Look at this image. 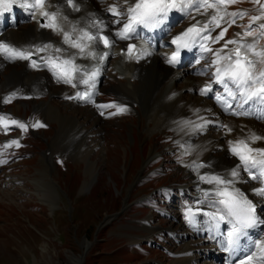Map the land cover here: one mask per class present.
<instances>
[{
  "label": "rangeland",
  "instance_id": "1",
  "mask_svg": "<svg viewBox=\"0 0 264 264\" xmlns=\"http://www.w3.org/2000/svg\"><path fill=\"white\" fill-rule=\"evenodd\" d=\"M106 1H110L111 3L116 2L121 6L124 5L122 0ZM261 5H264V0H261ZM194 9L191 10L193 11ZM262 11L264 10L261 9L259 12L254 13L253 17L261 16ZM213 12L214 10L205 16ZM232 12L241 13V10L238 7H233ZM262 23H264V17L254 22L251 20L250 23L246 22V24H240V21H237L232 24L233 27L231 26L233 37L240 39L236 34L251 31L252 28L246 27L247 24H251L255 28L254 32L257 34L255 36L244 37V40L259 38V44L262 46L264 45V36L259 35V25ZM179 24H182V21L175 20L171 25V29H176ZM261 49L263 48L261 47ZM201 56L204 58L199 63H191L187 66L188 72L191 77L195 78L196 83L201 80H212L213 78V71L206 65L208 56ZM17 68L19 69V67ZM163 68L165 67L163 66ZM107 75L101 90L113 94L117 101L120 98L117 93L111 92V86L118 83V79L116 76L113 78L115 74L111 66L107 69ZM183 82L184 79L182 78L177 81V85L183 88ZM117 86H113L112 88ZM53 90L57 91V88ZM195 93H197V90ZM185 96L187 100H190L189 98L196 97V94L189 92ZM108 101L110 102L111 100ZM154 101L155 99L152 101L153 104L145 105V107L140 103L138 114H133L138 118L136 125L138 130L134 133L136 140L134 145L132 136L133 126L129 117L112 118L109 120L104 116L93 115L90 108L79 110V108H71V106H67L57 100L53 101V104L58 109L55 108L48 112L49 115L46 111H38L41 118L51 123L52 126L49 130L47 128L45 132L39 133V139H49L48 144H43L42 142L37 144L36 139L30 138L28 142L32 145H28L20 153L24 157L31 155L30 161L22 162L18 160L10 164L8 162L1 164L0 264H76L75 259L77 258L80 259L79 264H119L125 261L136 263L137 258L132 259V255H140L142 257L144 254L152 252L145 245L123 249L118 248L119 246L122 247V243L119 240L123 241V244L146 242L149 230L144 227L136 228L133 226L140 227L141 223L149 215L150 209L159 207L160 202L155 201L156 204L149 205L147 211L140 212L136 211L137 208L130 210L133 205L132 203L127 205L130 200L142 199L144 197L143 194L154 188L153 185V187L151 186L152 188L147 187L146 189L139 190L143 188L142 186L139 187L143 183L141 175H144L154 163H160V168L163 165H168V169L166 170L170 171L168 173L169 187L182 181L190 182L191 180L189 173L180 166L182 161H187V158L176 149L178 145L173 142V135L166 136L168 140H165V129L161 132V130L155 128L156 126L152 118ZM235 102L236 100H230L231 104ZM214 104L215 108L221 113L226 114L227 111L223 105L216 102ZM12 105L18 109L21 107L20 102ZM162 105L165 107L163 103ZM24 110L25 108H22V111ZM168 111L169 108L166 105L164 112ZM57 114L68 118L66 121L61 119L62 127L58 120H56L58 118ZM170 114L174 115V110ZM253 114L259 116L254 117L264 128V118H260L264 114V109L263 111L258 109ZM189 117L184 115L181 126H183L185 119ZM75 119L89 130L88 142L93 150L88 153L85 152L87 150L83 149L81 143V147H79V143L73 140L72 134L76 132L75 128L77 124V120L75 121ZM210 119L214 120L212 117ZM223 125H226V123ZM209 128L211 134L218 137L222 144V148L215 149L211 156L227 157L230 164L236 162L238 157L230 151L228 141L231 139L227 131L220 127V124L218 126L211 124ZM174 134L176 135L175 131ZM232 136L235 137L234 135ZM200 137L199 135L194 136L193 140L198 141ZM161 139H164L163 141L166 142H160ZM147 142H150L148 146L146 145ZM170 145L175 149L173 152ZM184 145H187L186 142ZM131 146L132 149L128 152L126 165L130 162L131 156H133V162L128 167L124 166V150H130ZM47 149L50 152L52 151V160L55 161V158H58L62 160L61 162H65L64 168L60 167L58 171L57 169H53L51 174L48 172L49 168L46 166L45 160L41 155V151ZM141 150H143L145 155L147 154L143 159L144 161H142L143 152ZM1 152L0 150V154ZM158 155L160 158L154 159ZM87 161L95 165H88ZM141 162L143 163L141 164ZM93 168L96 171L94 174L89 171ZM127 169H129L128 173ZM41 170H44L47 174L41 176L38 172ZM49 175L54 181L53 184L51 183L52 180L48 179ZM164 176H159L161 177L160 182L164 179ZM245 176L247 177V182L244 185L250 187V182L254 180L249 175ZM93 180L94 182L89 187L85 186L86 182L89 184ZM259 181L256 180V183L260 184ZM52 189L57 190V201L52 198ZM67 191L70 194L73 191L77 192L78 195L82 194L80 203L77 202L74 212L72 211L73 218L69 217L72 202L70 199L66 202L64 198ZM155 194H158V198H162L163 200L167 197L165 194V197H163V194L160 192ZM126 195L128 197L125 202L127 205L125 210L119 216L111 217L110 215L118 212L122 205L124 206V197ZM263 197L257 196L259 203L264 199ZM45 204L47 205L45 206ZM34 205L38 208H33ZM159 222L164 221L160 220ZM159 222L153 223V226L157 227ZM101 225L102 227H100ZM172 225V228L176 229V232H179V226L176 224ZM96 228L99 231L94 234ZM95 235L103 238L93 241ZM137 236L140 237L139 240H132L131 237ZM176 247L181 249L179 244ZM154 254L160 255L159 252H155ZM138 264H144V262L141 261Z\"/></svg>",
  "mask_w": 264,
  "mask_h": 264
},
{
  "label": "snow or ice",
  "instance_id": "2",
  "mask_svg": "<svg viewBox=\"0 0 264 264\" xmlns=\"http://www.w3.org/2000/svg\"><path fill=\"white\" fill-rule=\"evenodd\" d=\"M66 4L74 11H79V4L76 0H65ZM235 0H123L126 8L122 11L117 5H111L107 11L111 12L116 17H122L123 22L117 19L115 23L121 24L122 27L115 32V37L122 40L132 38L136 33L137 28L142 26L148 29H154L163 25L169 18V14L173 12H185L189 8H195L197 12L201 9L205 13L209 9L214 10L208 21L200 24L199 21L188 27L185 31L176 35L171 43L175 45V50L171 54H165L167 63L175 65L180 62V55L182 49L191 50L195 45H199L201 53H211L214 59L211 60V65H215V82L223 85L227 97L217 95L216 99L221 101L226 110L231 109V104L228 98L232 100H239L241 103L239 107L244 104L252 102L264 106V49L256 50V43H247L244 37L255 36L257 33L253 31H245L243 34L237 33L236 36L240 39L224 40V43L216 49L209 46V41L212 44H217L224 39L227 27H224L215 37L212 32L216 28H220L222 24L227 23L228 26L235 23V19L225 21V16L235 18L238 15L245 13L224 12L220 16L222 5L234 3ZM259 3V0H256ZM14 4H20L30 12L33 19L38 14L43 18L44 22L40 23L41 28L51 29L63 37V43L68 45L70 49H76L74 53H68L66 49L54 47L51 43L32 45L28 48L14 47L8 43L0 41V55H3L9 60H28L30 66L38 68L40 66L48 67L53 71L58 80L64 83L71 84L76 88L78 85H84L82 91H77L74 96L66 97L67 99L83 100L85 102H95L93 100L94 90L96 87V80L99 75V69L93 67L89 71L86 67L76 63L77 56L87 57L91 59H98L103 61L107 58L108 52L98 53L95 51V46L103 44L104 48H111L114 43V38L111 34L105 35L104 29L106 25L102 20H97L92 17L88 24L84 27H78L73 24L68 30L64 25L68 24L66 16L61 14L59 8L56 11H49L47 0H32L31 3L24 0H0V9L8 11ZM264 10V5H261ZM264 17V11L261 16L252 17V21L260 20ZM251 28V24L247 26ZM90 29H95L91 31ZM259 35L264 36V23L259 25ZM229 45L234 47L229 48ZM127 51L124 53L127 58H135L137 60L142 57L151 55L146 48L137 49L136 45L128 44ZM51 50V51H50ZM41 53H48L47 55H40ZM35 57V58H34ZM204 57L201 56V59ZM199 61H197L198 63ZM210 65V66H211ZM235 87V91L229 85ZM211 91V84H206L200 89L201 94H207ZM15 96V93L12 94ZM12 97L6 98L4 102H10ZM100 108H116L117 113L127 111L126 107L116 103H109L106 105H97ZM235 115H250L247 111H235ZM117 113H111L115 115ZM260 118H264V114ZM5 119V118H0ZM12 124H17L21 129L27 130L28 125L19 123L16 120H11ZM205 124L208 121L204 122ZM7 128V124L4 125ZM34 128L46 127L41 121L37 120L31 125ZM195 128H203L202 124H197ZM227 132L232 129L227 125H220ZM264 139V137L257 136L255 133H250L244 139L229 140L230 151L233 155L238 157L239 163L228 174L231 178L226 179L221 175H201L199 178L208 184L214 185V188L209 191H204L205 200L212 197L209 202V207L214 211L206 212L216 222V228H219L221 222L230 224V230L224 234L222 244L225 250L234 253L240 251L243 255L239 259V264H264V241H254L253 244L258 249L259 255L256 252H244L240 245L242 236H247L245 231L255 225L264 224V219H260L256 214V205L248 199L240 189L236 188L235 182L240 179V170L243 169L248 173L253 180H261L264 183V148H254L251 146L256 140ZM12 144L19 146L16 140L11 141ZM204 165H197L196 167H203ZM259 195L264 196V187L253 189ZM205 201H200L204 203ZM200 211V209H197ZM194 213L191 208L187 209L185 219L189 224L194 223Z\"/></svg>",
  "mask_w": 264,
  "mask_h": 264
},
{
  "label": "bare ground",
  "instance_id": "3",
  "mask_svg": "<svg viewBox=\"0 0 264 264\" xmlns=\"http://www.w3.org/2000/svg\"><path fill=\"white\" fill-rule=\"evenodd\" d=\"M61 0H50L47 4L49 5L48 9L52 8L53 9V4L56 2L58 4V8L61 11V14L63 16L67 17L68 24H65L64 27L66 30L70 28V25H77L78 27H84L86 24H88V21L85 19H82L80 17L86 16L89 10H93L96 12L97 15L101 14L104 22H105V14L103 10H99L95 4L93 3L92 0H78L79 2L82 3L83 10L79 13L73 12L70 8H68L65 3H60ZM23 9L28 12L29 15L32 10H28L23 7ZM193 8H189L185 12H180L181 17H187L190 12H192ZM214 14V12L212 13ZM212 14H209L208 16H202L199 17L194 23L197 21L200 22V24H204L206 21L209 20L210 16ZM38 15V14H37ZM36 15V16H37ZM207 15V14H206ZM220 16H222V13H219ZM172 16H170L168 19H172ZM188 27V26H187ZM186 27V28H187ZM39 30L36 29V27H32L28 30H23L22 32H17V31H8L6 33V36L13 39L17 40L18 38L22 37L25 38L27 37L28 33H38ZM58 42L56 41V44ZM97 48V47H96ZM119 50V49H118ZM151 52V55L145 56V57H152V60L149 59V63L145 65L146 69L143 70L144 73H147L144 75L142 78V81L139 82V84H134L131 82L130 78L135 76V71L139 68V70H142L143 67L141 65H135L132 64L131 59L124 57V55H120V60H118L119 64V74L124 75L127 80L125 82H121L117 87L112 88L114 91H117L120 96L121 100L123 103L128 104L129 108L131 106V102H140L144 107L145 105L147 106L148 104H151L153 99H155V105L153 109V122L155 124V128L157 130H163L166 127H171L173 131L176 132V135L179 137L178 140L182 141V144L184 145L185 142L187 143V139H190L194 135L198 133L204 132L203 137L200 139V141L196 143H192L189 146V150L192 153L193 157H196L195 159L198 160H207L209 161L210 166L207 167H199L198 170L204 172L205 174H213L215 172V169H218V172H222L225 175H228L231 170L239 163H233L229 164L228 160L224 157H212L211 152L215 150V147H221L220 141H218L217 137L211 136V133L206 132V124L204 123L205 121L210 122V120L207 117V114H205V111H210L212 110L215 112L214 108L211 106V104L207 101H204L200 97H190V100L186 99L185 94H187L188 91H191L195 88V83L196 80L193 77H188V73L185 69L180 68L176 70H170L167 71L166 68H163L161 65V61L159 60V54L157 51L148 50ZM112 54V53H111ZM81 59L76 58L79 62L78 65L82 66H89L92 62L91 58L88 60H84L82 57ZM216 67V66H215ZM139 72V71H138ZM137 72V73H138ZM136 73V74H137ZM140 74V73H139ZM13 78L17 77V71H15L12 75ZM185 79L183 84V88H180L182 86L177 85V81L181 78ZM14 79H12V82ZM205 82H202L201 84H204ZM81 86L78 85L76 89L73 91L72 95H75L78 89ZM222 89H224L223 85H221ZM184 89V91H182ZM225 92V89H224ZM226 93V92H225ZM227 94V93H226ZM130 102V103H129ZM162 103L168 106L169 111L171 112L174 110V115L170 114V112H164V106ZM153 104V103H152ZM203 104V105H201ZM248 104V103H247ZM247 104H244L243 107H239V104L234 106L235 111H246ZM42 107L45 109V111L50 112L53 109L57 108L54 107V104L51 102L44 103L42 104ZM150 108V107H149ZM58 109V108H57ZM151 109V108H150ZM58 111V110H57ZM44 112V111H43ZM234 113V112H233ZM255 113V112H254ZM149 114V113H148ZM49 115V114H48ZM150 115V114H149ZM172 115V116H171ZM184 115H186L189 118H186L183 126H181L182 119L184 118ZM58 122L61 124L62 127V120H67L68 118H65V116H60V114H57ZM67 117V116H66ZM259 117V116H258ZM177 118V121L174 120ZM255 118V117H254ZM221 122H226L227 125L232 129V131L229 133L230 135L234 134L236 138H233L231 136V140H237V139H244L246 138L250 133H255L257 136L264 137V128L261 126L260 123H257L256 120L254 122L253 119H234L232 116H228L227 118L221 120ZM77 119H75L76 121ZM197 124H202L203 128H195L194 126ZM218 126V125H217ZM76 128L78 133L84 138L83 141H81V145L83 149L87 150V152L91 151V148L89 144L87 143V133L88 131L85 129L84 125L80 123L77 120ZM148 130V129H147ZM151 131V130H149ZM148 131V132H149ZM96 144V143H95ZM102 144V143H101ZM189 145V144H188ZM193 146V147H191ZM252 147L254 148H264V139L261 140H256L251 144ZM219 149V148H218ZM225 149V148H224ZM90 154V153H89ZM88 159V158H87ZM88 165H95L94 163L87 161ZM94 167V166H93ZM94 174L96 171L93 168L92 170H89ZM241 174V172H240ZM229 176V175H228ZM230 177V176H229ZM95 180V179H94ZM88 182L85 183V186H88L94 182ZM250 181V180H249ZM243 180L242 177L240 179L236 180L235 182V187L240 189V191H243L246 193V196L248 199L252 198L251 193L254 192L253 189L259 188L258 185L253 184L250 188H245L243 186ZM195 185V184H194ZM204 184L200 185V192L197 195V197L203 196L204 189H210L208 187H204ZM247 186V185H246ZM204 187V188H202ZM214 188V185L210 186ZM55 199L54 195L52 197ZM264 198V197H263ZM261 207H259V210H264V200L261 202ZM263 217V216H262ZM264 219V217H263ZM221 224L219 225V227ZM213 226L211 225L208 227L209 231H213L211 228ZM223 226L220 227L219 229V234L222 233L223 231ZM258 232L253 230L251 235H254ZM213 236L215 238V235L213 233ZM216 239V238H215ZM212 242L210 240V249H206L205 253V259H204V264H239V259L243 258L242 253L239 251L238 254H235L236 257L226 259V256L228 253H224V258H221V253L218 251L219 249L217 247H213ZM254 242V241H253ZM189 246L186 243L185 244V249H188ZM255 246L254 244H248L245 243V245L242 247L244 252H255L254 249ZM187 258H184L182 260H177L173 261L174 264H189V261L193 258L191 253H186ZM259 255V253H257ZM76 264L80 263V259H75ZM201 263V264H203ZM257 264H260L259 261H257Z\"/></svg>",
  "mask_w": 264,
  "mask_h": 264
}]
</instances>
